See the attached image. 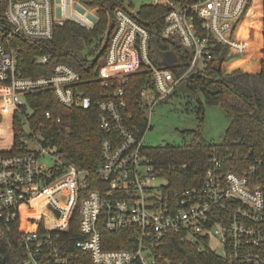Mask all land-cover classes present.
Here are the masks:
<instances>
[{
    "label": "built area",
    "instance_id": "2783aa9c",
    "mask_svg": "<svg viewBox=\"0 0 264 264\" xmlns=\"http://www.w3.org/2000/svg\"><path fill=\"white\" fill-rule=\"evenodd\" d=\"M249 1L154 3L166 6L161 36L190 55L181 76L172 68L178 56L159 50L155 30L125 5L116 6L104 41L107 64H99L103 87L94 99L81 88V73L67 63H55L49 75L27 76L20 62L22 41L46 43L68 22L91 30L100 19L98 7L82 0H0V223L15 235L10 247L19 264H181L164 253L169 238L213 253L204 264H264V157L227 167L214 149L202 183L178 188L145 144L154 107L190 74L215 65L218 48L227 47L229 58L259 59L264 48H252L238 31ZM50 61L47 53L36 58L43 66ZM145 72L132 96L140 120L130 110L131 77ZM47 88L62 105L97 108L104 136L96 175L40 142L46 123L33 125L28 96ZM44 117L62 120L50 110ZM31 142L39 148H29ZM76 212L81 237L75 241L67 233ZM105 233L123 234L115 241L129 247H107L114 240ZM0 256V264H7Z\"/></svg>",
    "mask_w": 264,
    "mask_h": 264
},
{
    "label": "trees",
    "instance_id": "16d2710c",
    "mask_svg": "<svg viewBox=\"0 0 264 264\" xmlns=\"http://www.w3.org/2000/svg\"><path fill=\"white\" fill-rule=\"evenodd\" d=\"M82 1L90 7H98L100 19L95 27L88 30L74 22H68L62 28L56 29L55 37L46 43L22 41L26 52L22 53L20 67L27 76L49 75L55 63L65 62L81 73L83 82L80 86L85 94L98 99L103 87L99 76V58L106 50L104 41L111 29L109 13L116 6L124 5L126 0ZM173 1L186 4L196 0ZM245 11L238 31L252 48L263 50L264 0H250ZM165 12L164 4L150 3L142 6L136 14L140 21L155 30L159 50H171L178 56L177 64L172 65V68L177 76H181L189 66L190 55L173 40L161 36ZM80 46L91 47V53L99 51L98 58L90 61L86 55L83 56ZM46 53L51 55L50 63L46 66L36 63V58ZM216 53L218 58L215 65L190 74L184 81L194 92L201 89L206 103L221 104L230 114L231 123L226 139L222 143L211 144L199 132L194 131V138L184 146L149 147L154 163L174 187L200 185L210 165V152L214 149L224 159L227 167L242 164L245 157L249 164L258 156L264 157V52L258 60L242 55L229 58L227 47L218 48ZM147 77L146 72L135 73L131 77L133 87L129 97L130 110L136 112L140 120L143 115L134 104L132 96ZM28 100L34 112L32 123L36 129L41 122L46 123V128L39 134L40 142L45 147L55 146L68 161L81 168L91 169L96 175L101 164L100 144L104 136L99 126L97 108L62 105L49 88L30 94ZM200 103L198 108L203 112L202 102ZM47 110L52 112L55 119L61 117V122L55 124L54 120L46 121L44 114ZM21 124L20 121L17 122L18 140L22 136ZM14 236L6 233L4 225L0 223V254L7 257V264H19L18 259H15L16 250L10 247ZM67 236H72L75 241L81 237L78 212L74 215L73 225ZM105 236L114 240L107 247H129L125 242L115 241L123 234L105 233ZM163 250L167 256L181 264H204L205 257H215L211 252H199L194 246L172 238H169Z\"/></svg>",
    "mask_w": 264,
    "mask_h": 264
},
{
    "label": "rangeland",
    "instance_id": "374dc122",
    "mask_svg": "<svg viewBox=\"0 0 264 264\" xmlns=\"http://www.w3.org/2000/svg\"><path fill=\"white\" fill-rule=\"evenodd\" d=\"M155 2L163 0H126L124 5L133 13H138L142 6ZM80 50L90 61L96 60L100 54L99 51L91 53V47L80 46ZM99 64H107L105 56L99 58ZM200 102L203 112L198 108ZM151 123L152 127L145 136V144L148 147L184 146L192 141L194 131L199 132L207 143L219 144L226 139L231 116L221 104L206 103L201 89L194 92L186 81H182L175 94L154 107ZM2 142L7 143V139ZM31 147L38 149L39 145L31 142L29 148ZM45 162L48 166L53 163L49 158ZM162 180L158 179L157 182ZM43 210L44 206L39 211ZM211 244L214 248L217 247L215 241Z\"/></svg>",
    "mask_w": 264,
    "mask_h": 264
},
{
    "label": "water",
    "instance_id": "95a60500",
    "mask_svg": "<svg viewBox=\"0 0 264 264\" xmlns=\"http://www.w3.org/2000/svg\"><path fill=\"white\" fill-rule=\"evenodd\" d=\"M0 262H4V257L0 256Z\"/></svg>",
    "mask_w": 264,
    "mask_h": 264
}]
</instances>
